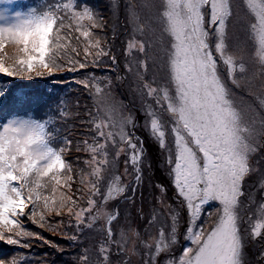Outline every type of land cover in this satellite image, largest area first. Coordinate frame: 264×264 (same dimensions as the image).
I'll return each mask as SVG.
<instances>
[{
    "label": "snow or ice",
    "instance_id": "obj_1",
    "mask_svg": "<svg viewBox=\"0 0 264 264\" xmlns=\"http://www.w3.org/2000/svg\"><path fill=\"white\" fill-rule=\"evenodd\" d=\"M111 2L118 7L119 0ZM145 5L156 14L142 19L128 0L132 34L118 83L107 78L101 85L95 76L75 81L93 100L83 117L76 113L82 130L71 134L80 139H70L62 127L72 115L64 101L54 114L37 116L42 102L32 93L0 87V241L29 247L26 241L34 237L50 243L26 230L23 221L44 227L47 216L66 212L76 233L103 222L95 229L102 235L97 264H112L113 251L120 264H132L138 249L141 264H249L247 248L264 241V200L257 202L247 188L248 178L258 175V191L264 193V95L257 97V118L233 94L251 91L255 79L264 89V0H145ZM241 12L243 42L233 33ZM157 26L160 35L153 38ZM104 27L87 0H0V77L30 80L65 68L99 67L103 57L119 72L111 46L94 31ZM158 44L162 69L150 55ZM125 85L139 97L143 127L167 154L175 190L173 206L167 189L156 186L158 207L143 234L130 224L117 231L123 214L119 204H110H134L144 180L137 117L113 95ZM73 150L85 154L77 157L75 169L65 159ZM121 156L124 168L118 172ZM137 214L145 219L142 209ZM182 221L187 243L176 257ZM78 264H90L87 250ZM257 264H264V250Z\"/></svg>",
    "mask_w": 264,
    "mask_h": 264
},
{
    "label": "trees",
    "instance_id": "obj_2",
    "mask_svg": "<svg viewBox=\"0 0 264 264\" xmlns=\"http://www.w3.org/2000/svg\"><path fill=\"white\" fill-rule=\"evenodd\" d=\"M156 2L157 0H152V3ZM87 3L98 12L105 24L103 29H95L94 31L99 35L102 41H106L107 44L111 46L113 53L119 60V65L117 66L119 72L112 70L111 62L108 57H103L99 67L89 65L87 68L78 69L73 72L65 68L64 70L55 72L52 76L45 74L42 78L37 77L30 80L0 77V87H8L13 90L32 93L42 102L36 109L37 116L54 114L57 102L64 101L67 105V110L72 115L62 124V127L64 131L69 134V138L74 141L80 139V137L78 135L74 136L71 133L73 131L78 133L82 130L79 127V119L76 117V113H80V116L83 117L85 106L88 108L93 107V100L79 84L75 83V81L85 79L88 76H95L99 78L101 85H103L107 78L112 79L114 84L118 83L116 81L117 75L124 74L123 49L125 47V43L119 41L123 40L126 42L132 34V25L129 22V13L127 10L128 0H119L118 7H113L111 0H87ZM134 3L136 5V11L140 14L142 19L156 14V8L147 7L145 5V0H134ZM244 24V18L240 16V19L235 22V27L233 29L234 39L240 42L246 39ZM122 32H125V34L122 35ZM113 33H115V39H113ZM103 35H105L107 39H104ZM159 35V28L157 26L154 28L153 38H157ZM150 55L157 59L158 67L162 69L163 61L161 58L163 57V52L159 44L151 50ZM246 59H249V63H251L249 57H246ZM162 74L161 72V75ZM149 79H151V76H149ZM113 95L118 102L122 101L125 106L132 108L133 115L137 117L138 121L136 135L142 139L144 138L145 142V148L143 147L144 180L135 194V201L142 202V194L148 193L146 199L143 200L145 209L150 210L149 212L151 214L153 209L158 207V197L161 194L160 189L156 186L163 185L164 188L167 189L166 198L168 203L175 206V190L172 187L169 166L166 163L167 154L161 150L156 141L151 138L148 131L143 127L144 117L143 114L138 111L140 108L138 95L134 96V94L129 91L127 85L114 88ZM261 95H264V89L260 87V81L255 79L253 80L251 91L241 93L237 90V92L233 94V99L237 105L243 107L246 111L252 109L258 118V113L261 109L259 108L257 97ZM49 109L52 111L49 112ZM5 115H7V113H5ZM101 115H103V113H101ZM84 155V153H78L73 150L66 154L65 159L72 162L75 169L77 157L83 158ZM124 159V156L120 157L117 167L118 172H123ZM260 168L264 169V164H261ZM250 178H248L247 188L252 192L257 202L264 200V193L258 191V181L260 177L258 175H253ZM136 195H138V197ZM110 204H119L120 211L126 216H129L131 212L133 215V217H131L133 219L132 225L136 227L138 231L144 230L146 217L145 219H141L140 216L134 212L135 203L124 205L118 201H111ZM46 220L48 224L44 227H39L31 220H24L23 225L26 230L39 233L50 243H45L43 239H35L34 237L26 241L30 245L29 247H19L18 245H10L5 241H0V261H3L4 264H12L14 259L18 264H40L42 261L47 262V264H78L79 256L76 254L81 252V244L78 240L74 242L69 239L73 234L77 235L74 227L75 220L68 216L66 212L59 217L49 215L46 217ZM60 221H62V223H57ZM181 224L183 225V221ZM49 225L55 230H51ZM245 227H247V225H245ZM5 235L7 236L8 234L5 233ZM178 239L180 240V238ZM261 243L264 244L263 241H261ZM181 244L185 246L184 239H182ZM253 248H255L253 243L247 248L248 259H255L259 256L260 252H258L257 256L255 252L256 248L254 250L255 254L252 253ZM60 249L61 251H59ZM50 254L53 258L50 260L44 258L46 255L49 256ZM254 259L252 260L255 262Z\"/></svg>",
    "mask_w": 264,
    "mask_h": 264
},
{
    "label": "rangeland",
    "instance_id": "obj_3",
    "mask_svg": "<svg viewBox=\"0 0 264 264\" xmlns=\"http://www.w3.org/2000/svg\"><path fill=\"white\" fill-rule=\"evenodd\" d=\"M240 16H243L242 12L240 13ZM121 34L123 35V34H125V32H122ZM103 38L107 39L105 35H103ZM119 42L125 43V41H123V40L119 41ZM7 51L9 52V54H13V52H14V50L11 49V48L7 49ZM251 114L255 115V113L253 111H252ZM142 140H143V147H144L145 146L144 138ZM253 183H254V180H253ZM147 194L146 193L142 194V202L141 201H135V204H134V206H135L134 207V212L137 214L138 211L142 209L143 213H145L144 216L146 217V219L150 215V212H149L150 210L145 209V206H144V200L146 199V195ZM136 196L138 197V195H136ZM131 217H133L131 212H130L129 216H126V215L123 214V218L121 219L120 224L116 225L117 231H119V229L121 227H123L125 224L132 225L133 219ZM146 219H145V228H144V230L143 231L140 230V232L142 234L145 233ZM102 225H103V222L100 221V222H97V224L95 225L94 229H84L83 232L77 233V236H78L77 240L81 244L82 250H81L80 253H77L76 255H78L80 257L84 253V251L87 250V254H88L89 259H90V264L91 263L97 264V261L99 260L98 250H99V243H100V241L102 239V236H100L101 233L98 230H95V229H99ZM74 227H75V225H74ZM183 231H184V228H183V225L181 224V227H180V233L181 234L178 236V238H180L181 241L178 239L177 244L174 246L173 253H172L173 256L178 257L180 255L182 249H183L182 247H184V245L181 244L182 239H183V234H182ZM186 243L187 242L185 241V245H186ZM253 245H255L256 250H255V248H253L252 253H254V250H255V252L257 253V256H258V252H261L262 250H264V244L261 243V241H259V242L253 243ZM57 249H58V247H57ZM59 251H61V249ZM138 252H140V255H137V256H134V257L131 258L132 259V264H141V260H142V257H143V251L141 249H138ZM44 258L47 259V260H50L53 257L50 254L49 256L46 255ZM96 259H97V261H96ZM111 259H112V264H120V257L115 253V251H113ZM252 259H254V258H250L249 259V264H257V257L254 259L255 262ZM40 264H47V262L42 261Z\"/></svg>",
    "mask_w": 264,
    "mask_h": 264
}]
</instances>
